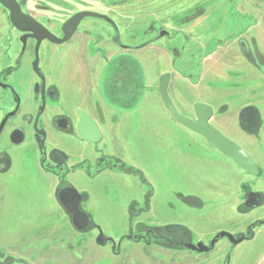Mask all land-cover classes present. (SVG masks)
Here are the masks:
<instances>
[{
	"label": "rangeland",
	"instance_id": "1",
	"mask_svg": "<svg viewBox=\"0 0 264 264\" xmlns=\"http://www.w3.org/2000/svg\"><path fill=\"white\" fill-rule=\"evenodd\" d=\"M57 1L37 0V20L58 37L62 36L63 25L72 15L81 11L97 12L108 16L117 25L115 28L110 27L115 33L113 39H109L116 46L132 45L134 48H142L156 45L168 52L174 77L178 74L179 78L187 75L197 83L205 58L225 41L237 44L240 49L241 39L249 41L257 67L248 62L264 74V54L258 43L264 38V0H76L72 4L66 0ZM3 14L4 11L0 10L1 20L5 19ZM89 20L108 25L104 20ZM6 28L3 26L1 30ZM106 30L104 32H107ZM96 31V28L84 23L80 29V38L66 45L57 46L47 41L42 44L40 65L45 73L47 85L54 86L58 93L53 107L46 108L42 122L49 134L47 149L56 148L62 151L67 155L69 165L80 162L83 163L84 169L88 168L85 175L72 172L67 180L78 192L90 195L94 208L86 203L85 198L81 206L90 208L88 213L105 238L118 242L115 243L118 251L114 253L111 242H96L98 229H89L82 233L67 232L74 237L70 238L71 243L80 244L74 250L71 245L61 246L59 235H62L60 228L63 226L60 222L53 223L54 213L57 212V203L53 197L57 178L43 171L38 149L36 154V150L27 145L15 148L14 165L10 173L1 178L4 186L0 194V251L5 256L12 257L15 260L13 264H24L23 261L28 264H264V224H260L264 222V204L254 211L244 204L248 192L264 195V170H261L263 172L260 176L251 175L242 171L231 158L223 157L224 154L207 139L203 138L201 146L186 138L180 141L184 154L181 160L185 165L179 171L176 167H158L159 165L147 159L142 160L141 171L151 183L150 185L147 182L149 188L145 186L144 199L141 191L144 186L140 181L138 182L141 185L138 186L135 181L122 180L120 175L105 173L98 176L102 169L108 167L109 161H100L105 157L99 154L96 145H87L84 140L80 141L79 137L63 134L53 127L51 122L54 114L76 115L72 119L77 124L78 111H84L83 108L76 110L80 102H77V99L93 97L92 93L83 90L79 95L73 92L72 97L64 95L61 97L63 102L60 101L56 76L60 64L65 62V54L83 44L84 36L93 35L88 46L91 50L101 41L104 45V39L98 38ZM162 31H166L168 35L160 38ZM248 31L251 35L247 39L245 37ZM242 34L245 35L238 38ZM2 37L0 34V38ZM160 39L161 42L158 41ZM11 46L9 39L0 40V49ZM1 52L7 54L8 50L2 49ZM28 56L25 64L28 62ZM162 58V54L155 51L148 64L155 68V71L163 69L168 62ZM118 61L119 59H116L114 63ZM163 62L165 66H162ZM114 75L110 78L112 86L110 85L108 91L105 88L106 76L102 81L104 90L108 92L107 98L111 102L114 96L125 95V90ZM214 83L223 82L217 80ZM239 94L229 96L230 107L242 98L247 99L245 95ZM181 105L186 108V113L192 115L191 120L196 121L192 103L188 106L183 103ZM227 109V105L220 107L217 115H223ZM256 112L257 114H252L251 117L261 122L260 114L257 110ZM234 113L236 108L231 111L232 115ZM208 144L213 149L212 153L205 148ZM261 147L264 151V144ZM149 154L147 158H150ZM214 154L217 155V160L213 158ZM259 166L264 169V155ZM180 192L197 195L201 200L186 196L193 199L184 201ZM131 209L133 215H136L131 221L141 217L142 223L152 230L177 226L184 231L177 237L193 244L201 242L210 245L216 234L230 233L235 230L236 225L246 228L255 222L257 233L252 239L245 240L235 247H231L227 239H221L208 253L176 249L175 246L171 252L148 246L144 241L136 243L126 238L130 233L139 235L136 232L137 224H128ZM64 232L66 233V230ZM39 251L43 252L40 256L37 255ZM177 251L187 252L189 256ZM73 253L86 256L88 262L77 260ZM19 259L22 262L18 261Z\"/></svg>",
	"mask_w": 264,
	"mask_h": 264
},
{
	"label": "crops",
	"instance_id": "2",
	"mask_svg": "<svg viewBox=\"0 0 264 264\" xmlns=\"http://www.w3.org/2000/svg\"><path fill=\"white\" fill-rule=\"evenodd\" d=\"M84 23L88 24L89 27L93 26L96 28L98 38L104 39L105 43L102 45L103 41H101L91 50L88 46L91 43V37L93 35L84 36L87 42L84 39L83 44H80V46L71 49L70 52L65 54L63 59L65 62L60 64V68L57 71L56 84L60 91V101H62L61 97L64 95L67 97L71 95L72 97L73 92L79 95V93L85 90L89 94H93V97L89 95L91 99L86 97L84 100H80V98H78L77 102H80H78L79 105H77L76 110H81L83 108L100 127L102 140L98 143L97 147L101 156L104 155L107 160H118L128 166L140 168V170L143 168L141 163L142 160L147 159L151 163L159 165L158 167H176L179 171V169L185 165V162L181 160V158H184V154L180 141L187 138L190 142L202 146L204 137L191 131L175 120L163 102L159 91L160 80L164 74H170L168 94L176 110L183 116L192 119V115L185 112L186 108L181 107L182 103L185 106L192 103V107L197 103L211 106L214 113L210 119V123L226 137L242 146L244 151L248 155H251V157H249L259 166L264 155V151L261 147L264 144V74L244 58L237 44L225 41L210 53L204 60L201 77L199 81L195 83L187 75H182L179 78L178 74L174 77L171 71V66L173 67V64L171 65L170 63L171 58L169 53L158 48L156 45L134 48L132 45L120 47L110 42L109 39H113L115 32L113 28H110L112 26H110L108 22L106 23L109 26L105 23L101 24L103 22L90 21L89 19L84 20L71 41L80 38V29ZM104 30L109 32L110 35L104 32ZM106 34H108V36H106ZM245 34L239 35L238 38ZM250 35L251 32L248 31L245 38L248 39ZM256 36L259 40V34ZM158 41L161 42L162 39ZM258 43L264 54V38L261 41L262 44L260 42ZM155 51L161 53L162 59L168 62L167 66H165L163 62L162 66L165 67L156 71L155 68L153 69L148 64V60L153 57ZM116 59H119L118 63H114ZM112 73L115 74L116 80L121 83L122 89L125 90V92H123L125 95H121V97L114 96L113 102L107 98V91L110 89V78L113 75ZM104 76H106L105 88L107 91L104 90V85L102 84ZM217 80L223 83H214ZM234 93H240V96L245 95L247 99L242 98L241 101L234 103L230 107L229 96ZM224 105L228 106L226 113L217 115L218 109ZM250 106L258 110L260 118L262 119V126L259 134L260 138H257L255 135L244 133L238 124L240 111ZM233 108H236V113L232 115L231 111ZM85 143L87 145H92L88 142ZM205 148L212 153L213 149L210 145L205 146ZM148 153H150V158H147ZM213 156L215 160L218 159L216 154ZM223 157L226 156L223 155ZM78 163L80 162L72 163L71 166H75ZM224 163L228 165L226 162ZM91 166L92 164L90 163L89 167L91 168ZM259 168L264 170L260 166ZM78 172L85 175L83 170H77L75 173ZM105 173L120 175L122 180L135 181L138 186L143 183L141 179L135 175L112 170L109 167L102 169L98 176ZM167 177L169 176L167 175ZM145 178L151 185L148 177L145 176ZM138 181H140L141 184H139ZM0 184L3 188L4 185L2 181ZM149 184L147 186L143 183L144 189L141 190L140 188L144 195V199L146 196L145 189L146 187H150ZM58 185L59 180L56 179L53 197L57 203V212L54 213L55 220H53V223L60 222L63 226L60 228L61 231H63L61 232L62 235H59L60 241L62 242L61 246L63 245L66 247V245H71L74 250L76 246H79L80 242H78V245L71 243L70 238L74 239V237L71 233L68 235L67 232H82L78 231L73 226L72 217L59 202L58 196L55 194V189ZM83 193L86 195V203L94 208L90 195L86 192ZM181 194L184 196H194L201 200L197 195ZM251 204L254 206V203ZM259 206L260 205L252 208L246 207L254 211V209ZM82 209L87 213L90 212V208L88 207ZM130 214L131 211L129 210L128 224L130 226L142 222L141 217H136L137 219L134 218V222L131 221ZM60 229L56 228V230ZM65 230L66 233L64 232ZM236 230L235 228V230L231 232H236ZM256 233L257 227L255 228L254 236H256ZM160 250L162 252L164 251L162 249ZM41 253L43 252L39 251L37 255L40 256ZM177 253L189 256V254H186L187 252L184 251H177ZM73 256H75L77 260L88 262L87 259H85L87 258L86 256H78L76 253H73ZM193 257L195 259L197 258L196 256Z\"/></svg>",
	"mask_w": 264,
	"mask_h": 264
},
{
	"label": "flooded vegetation",
	"instance_id": "3",
	"mask_svg": "<svg viewBox=\"0 0 264 264\" xmlns=\"http://www.w3.org/2000/svg\"><path fill=\"white\" fill-rule=\"evenodd\" d=\"M16 1L18 2V4H20L21 9L25 14L29 15L35 21H38L40 23V21L37 20V0H16ZM66 1H68L69 4H72L73 1H76V0H66ZM57 2H60V1H57ZM0 10L4 11L3 15L5 18L4 20L0 19V34L3 36L2 38H0V40L9 39L10 43H12L11 47L2 48L4 49V51L5 49L8 50L7 54H5V52H1L2 49H0V128L2 127V130L0 132V182L3 176L8 175L10 173L14 165L13 152L15 151V148L20 147L22 145H27L30 148L35 149L36 154H37V149H38L40 164H41L42 169L46 173L52 176H55L59 180V185L55 189V194L56 196H58L59 193L63 192L68 187L75 188L67 180L68 176L72 172L75 173L77 170H83L85 172V170H88V168L85 167L84 169L83 163H78L75 166H71L69 165V161L66 159L67 155L64 154L62 151L56 148H53L51 150L47 149V141L49 138V134H47V129L43 125L42 116L45 114L46 108L50 106L52 108L53 107L52 104L57 101V97H58L57 90L54 86L50 84L47 85L45 73L42 70L41 65H40L41 60H42V58H40V50H39V69H40L41 75L44 77V80H42L41 78L42 76L37 74L34 70V63L37 59V54H36L37 40L29 36L26 40V46H25L22 41L23 37H25L26 35H32V33L21 32L17 30L11 23L10 12L6 8H4L2 4H0ZM71 17H73V15ZM88 19L90 18H85L84 20H88ZM84 20L81 22V24L84 22ZM81 24L79 25L78 29L80 28ZM109 24L113 28L116 27V24L114 23L113 20H112V23H109ZM3 26L7 27L4 31L1 30ZM62 32L63 34L59 38H63L65 35L63 28H62ZM243 41H244L243 39L240 40L239 46H240V50L244 58L247 60V58L244 55V51H243V48L245 47V43ZM67 43H64L62 45H66ZM53 45H56V44H53ZM250 48H251V45H250ZM27 55H29L28 62L27 64H25ZM43 106H44V111H42ZM54 115L55 116H53L51 123L53 127L56 128V130L58 129L59 131H62L63 134L66 133L67 135L72 136V137H76V138L79 137L80 141L84 140L78 134L77 129H76V123L72 119V117L76 115H73V116H62V115H57V114H54ZM38 131L45 132V139L42 136H39L41 139L45 140L44 147L42 150H40L41 144L37 141ZM93 145H96L97 147L98 143L93 144ZM105 160L107 159L105 158L104 160H100V161L106 162ZM43 161H44V165L42 166ZM107 161L113 162L112 160H107ZM259 170H260V174H259L260 176L262 174V171L260 168ZM1 188L2 187L0 184V194L2 193ZM251 192L247 193L246 201L248 200V195ZM79 193L82 197L80 208L82 211H84L81 205L84 202V198L86 200V195L85 193H82V192H79ZM260 195L262 197V201L260 204L261 206L263 205V195L262 194ZM246 201H245V205H246ZM250 210L252 211V209ZM256 225L257 224H255L254 222V223H250L246 228L235 226V228L237 229L236 232H233V233L230 232V233L233 234L237 239H243L244 241L250 240L255 235L254 233H255V228L257 227ZM92 226H95V225L93 221L91 220V225L89 228H91ZM93 228L97 229L96 227H93ZM250 231H253L252 238H251ZM136 232H138L139 235H132L130 233L129 236H131V238L132 237L142 238L141 239L142 241H139V242L144 241L145 244L148 246H156V247H160L162 249L168 250V251H172V249L170 248H165V247L163 248L160 245H157L156 243H154V241H158L161 239H158L160 237L155 235L154 230H152L149 226L145 225L144 231H138L136 229ZM98 235H99V232H98ZM224 239H227V238H224ZM186 242H189V241L183 240L182 242H177V244L186 243ZM228 242L231 247L238 246V245L232 244L229 240ZM136 243H138V241ZM111 245L113 248V243H111ZM181 247H183L182 244H181ZM176 249H179V247H177ZM183 250H186V249L184 248ZM114 253H117L116 246L114 249ZM8 257L9 256H5L4 254V256L0 258V264H13L15 261L13 260V258L12 260H10V262L8 263L5 262L6 258ZM18 261L22 262V260L20 259Z\"/></svg>",
	"mask_w": 264,
	"mask_h": 264
},
{
	"label": "water",
	"instance_id": "4",
	"mask_svg": "<svg viewBox=\"0 0 264 264\" xmlns=\"http://www.w3.org/2000/svg\"><path fill=\"white\" fill-rule=\"evenodd\" d=\"M0 4L4 8H6L10 12V19L12 25L21 32H30L32 35H26L23 37L22 41L26 46L27 38L33 37L37 40V59L34 63V70L40 76V69H39V50L41 45L44 41H49L56 45H62L70 41L73 36L75 35L79 25L85 18H95L105 20L108 23H112V20L100 13L91 12V11H83L79 12L73 17H71L64 25V37L59 38L51 33L45 26H43L38 21H35L32 17L25 14L20 4L16 0H0ZM167 35V32L162 31L160 36L163 37ZM44 80V77H41ZM170 81V74H164L160 80V88L159 91L161 93L163 102L167 109L172 114L173 118L177 120L179 123L190 129L191 131L203 136L207 139L211 144H213L221 153L225 156L234 160V162L242 168L244 171L250 173L254 176H259L260 170L257 164L247 155V153L235 142L230 140L228 137L223 135L220 131H218L211 123L210 119L213 116L214 110L211 106L197 103L194 106V111L197 116L196 121H192L191 119L183 116L180 114L173 105V102L168 94V84ZM44 111V106L42 108ZM77 124L76 129L78 134L83 138L85 141L96 144L99 143L102 139V132L98 124L94 121V119L89 116L86 112L78 111L77 114ZM2 127L0 128V132ZM38 142L41 144L40 150L43 149L45 143V132L38 131L37 133ZM39 136H42L44 139H41ZM44 165V161L42 162V166ZM116 167V165H114ZM58 199L61 205L66 209V211L72 216V223L73 226L80 232H85L89 229L91 225V219L87 212H84L80 208L81 203V195L80 193L72 187L66 188L63 192L58 194ZM262 197L260 194L251 192L248 195V200L246 201V206L254 207L261 204ZM254 203V206L251 204ZM264 224V222H261ZM97 228V227H96ZM98 229L99 235L96 239L98 244H104L105 242L113 243V251L115 249V242L112 239L105 238L102 231ZM136 229L138 231L145 230V224L138 223ZM227 238L232 244L239 245L244 240L237 239L233 234L228 232H220L217 234L214 239L211 241L210 245H205L204 243H197L193 244L191 242L182 243V246L189 251H193L196 253H208L215 248V245L219 240ZM4 256V253L0 251V258ZM12 260V257L6 258L5 262L8 263ZM24 264H28L27 262L23 261Z\"/></svg>",
	"mask_w": 264,
	"mask_h": 264
},
{
	"label": "trees",
	"instance_id": "5",
	"mask_svg": "<svg viewBox=\"0 0 264 264\" xmlns=\"http://www.w3.org/2000/svg\"><path fill=\"white\" fill-rule=\"evenodd\" d=\"M243 42L245 43V47L243 48L245 57L247 58V60L250 63H252L253 65H255L257 67L256 63L254 62L253 52H252V49L250 48V45L245 40ZM258 53L260 55H262L260 52H258ZM256 110L257 109L254 107H247V108L243 109L239 115V125L245 133L255 135L257 138H260L259 131H260L261 126H262V121L260 122V120H258V119L255 121V119L251 117L252 114H257ZM254 124H256V126H254ZM114 165H116V167ZM107 166L110 169H115L117 171H121V172H124L127 174L135 175V176L139 177L144 184L147 185V180L144 177L142 171L139 169L132 168L131 166H128V165H126L122 162H119V161L118 162H116V161L110 162L109 161ZM180 197L184 201H187L188 199H193L191 197L182 196L181 194H180ZM263 204H264V195H263ZM130 215H131V218L136 216V215H133L132 209H131ZM260 224H263V223L260 222ZM93 227H96V226H92L89 229H94ZM177 229H180V228L177 226H175V227L168 226V227L158 228L157 230H154V234L160 237L158 239H161V240H158L159 242L154 241V243H156L157 245H160L162 247H165V248L172 249L173 246L176 245L175 247H179V249H184L183 247H181L182 243L177 244V242L183 241V239H181L180 237H177V236L181 235V233L184 231L181 230L182 228L180 230H177ZM250 233H251V238H252L253 231H250ZM126 238L132 239L135 242L142 241L141 240L142 238H140V237H138V238L132 237L131 238V236H128Z\"/></svg>",
	"mask_w": 264,
	"mask_h": 264
}]
</instances>
